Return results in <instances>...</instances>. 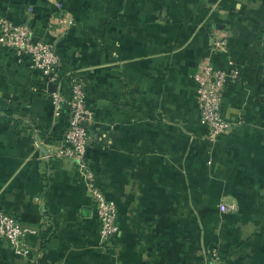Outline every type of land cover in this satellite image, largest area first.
<instances>
[{"label": "crops", "instance_id": "0c3cea01", "mask_svg": "<svg viewBox=\"0 0 264 264\" xmlns=\"http://www.w3.org/2000/svg\"><path fill=\"white\" fill-rule=\"evenodd\" d=\"M60 57L47 84L0 44V210L29 230L28 254L0 239V264H264V0H0ZM223 45L215 47L216 42ZM234 60L214 142L193 74ZM77 77L94 111L86 158L116 202L107 247L73 161L53 155L68 128L53 88ZM233 203L232 212L221 204Z\"/></svg>", "mask_w": 264, "mask_h": 264}, {"label": "built area", "instance_id": "2783aa9c", "mask_svg": "<svg viewBox=\"0 0 264 264\" xmlns=\"http://www.w3.org/2000/svg\"><path fill=\"white\" fill-rule=\"evenodd\" d=\"M0 44L13 49L18 57H28L31 66L40 72L47 84L56 85L59 82L61 62L54 46L38 38L28 23H14L1 11ZM221 45L222 41L215 43V47ZM227 65V68H216L206 57L193 74L200 122L206 127V139L211 142L233 126L222 114V97L226 86L238 81L239 70L232 59H228ZM49 99L55 114H58L65 104L69 112L68 128L53 155L73 161L82 175L85 193L93 203L99 223V240L102 246L107 247L110 239L119 233L117 205L103 192L97 175L86 158L88 130L95 116L87 102L85 85L77 77H71L69 97L53 88L49 91ZM220 207L223 212L236 209L233 203H223ZM33 232L21 226L13 215L0 210V239L6 240L15 252L29 253L25 236ZM206 264L226 263L220 262L217 252L212 251Z\"/></svg>", "mask_w": 264, "mask_h": 264}, {"label": "trees", "instance_id": "16d2710c", "mask_svg": "<svg viewBox=\"0 0 264 264\" xmlns=\"http://www.w3.org/2000/svg\"><path fill=\"white\" fill-rule=\"evenodd\" d=\"M218 256H219V258H220V257H223L222 254H221V256L218 254Z\"/></svg>", "mask_w": 264, "mask_h": 264}]
</instances>
